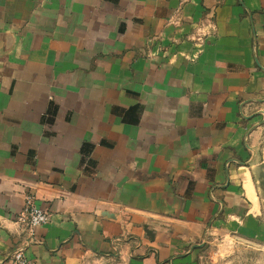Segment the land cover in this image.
Returning a JSON list of instances; mask_svg holds the SVG:
<instances>
[{"label":"crops","instance_id":"0c3cea01","mask_svg":"<svg viewBox=\"0 0 264 264\" xmlns=\"http://www.w3.org/2000/svg\"><path fill=\"white\" fill-rule=\"evenodd\" d=\"M234 220L264 236V0H0V264H189Z\"/></svg>","mask_w":264,"mask_h":264},{"label":"rangeland","instance_id":"374dc122","mask_svg":"<svg viewBox=\"0 0 264 264\" xmlns=\"http://www.w3.org/2000/svg\"><path fill=\"white\" fill-rule=\"evenodd\" d=\"M210 28L211 23L203 22L190 35L189 41L204 43L210 36ZM233 222L235 225L220 227L206 242L194 245L192 250L198 248L200 251L189 264H264V236H257L258 233L262 235L260 228L250 225L241 229L239 220Z\"/></svg>","mask_w":264,"mask_h":264},{"label":"built area","instance_id":"2783aa9c","mask_svg":"<svg viewBox=\"0 0 264 264\" xmlns=\"http://www.w3.org/2000/svg\"><path fill=\"white\" fill-rule=\"evenodd\" d=\"M17 221L33 232L36 227L48 224L51 221V214L47 210L37 207L34 197L30 195L26 197V206ZM11 264H31L23 247L12 253Z\"/></svg>","mask_w":264,"mask_h":264}]
</instances>
